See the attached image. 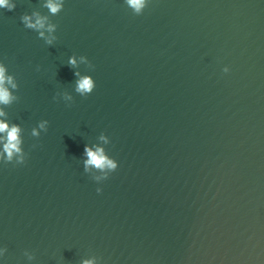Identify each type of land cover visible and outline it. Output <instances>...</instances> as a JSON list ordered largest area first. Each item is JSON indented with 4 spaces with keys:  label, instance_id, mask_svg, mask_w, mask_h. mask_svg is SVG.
Instances as JSON below:
<instances>
[{
    "label": "water",
    "instance_id": "water-1",
    "mask_svg": "<svg viewBox=\"0 0 264 264\" xmlns=\"http://www.w3.org/2000/svg\"><path fill=\"white\" fill-rule=\"evenodd\" d=\"M9 2L0 264H264V0ZM86 144L117 169L85 171Z\"/></svg>",
    "mask_w": 264,
    "mask_h": 264
},
{
    "label": "clouds",
    "instance_id": "clouds-1",
    "mask_svg": "<svg viewBox=\"0 0 264 264\" xmlns=\"http://www.w3.org/2000/svg\"><path fill=\"white\" fill-rule=\"evenodd\" d=\"M149 0H126V4L129 8L132 9L134 14H142L144 9L147 7ZM63 0H47L45 7L50 11L51 14L57 15L63 8ZM16 7L14 3H10L9 0H0V8H6L8 10H13ZM36 16L35 21H33L32 16L28 14H23L21 16V21L26 28L39 31V36L44 37V31H40L45 28L46 17L40 16L38 13H33ZM55 25H47V30L49 32L54 31ZM52 38L47 39V43L51 44ZM76 63L75 58L72 57L69 59V64L74 65ZM227 71V69H224ZM8 85H11L13 89L16 88V83L13 80L11 75H6L5 66L0 63V104L8 105L14 99L12 92L10 91ZM95 81L91 76L80 77L77 81L76 91L81 95L90 94L95 88ZM2 109H0V115H4ZM47 121L40 123V127L44 128ZM0 133H5V137H0V140H4L2 152H0V160H3L5 163H10L15 161L17 164H22L25 162L24 152L21 147V138H20V128L18 125H12L11 127L6 121H0ZM32 135L38 136L39 133L36 129H33ZM101 139H104L101 136ZM84 154L87 156L85 160V171L89 167H95L98 170H107L115 171L118 167V162L116 159L109 158L104 153V149L101 147H90L85 145ZM107 177H105L106 179ZM96 179H99L97 177ZM101 189L97 188V192H100ZM83 264H94L93 260H85Z\"/></svg>",
    "mask_w": 264,
    "mask_h": 264
}]
</instances>
